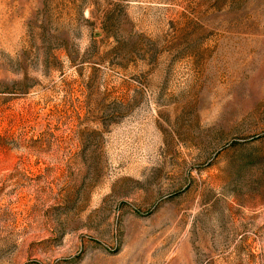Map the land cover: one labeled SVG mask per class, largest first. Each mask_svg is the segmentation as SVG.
<instances>
[{"label":"rangeland","instance_id":"374dc122","mask_svg":"<svg viewBox=\"0 0 264 264\" xmlns=\"http://www.w3.org/2000/svg\"><path fill=\"white\" fill-rule=\"evenodd\" d=\"M0 264H264V0H0Z\"/></svg>","mask_w":264,"mask_h":264}]
</instances>
